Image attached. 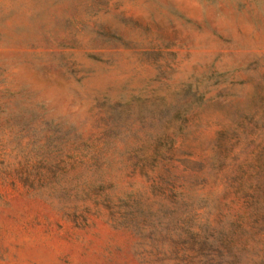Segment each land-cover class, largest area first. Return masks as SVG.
Masks as SVG:
<instances>
[{"label": "rangeland", "instance_id": "obj_1", "mask_svg": "<svg viewBox=\"0 0 264 264\" xmlns=\"http://www.w3.org/2000/svg\"><path fill=\"white\" fill-rule=\"evenodd\" d=\"M0 264H264V0H0Z\"/></svg>", "mask_w": 264, "mask_h": 264}]
</instances>
